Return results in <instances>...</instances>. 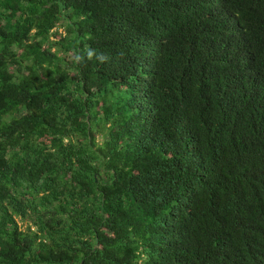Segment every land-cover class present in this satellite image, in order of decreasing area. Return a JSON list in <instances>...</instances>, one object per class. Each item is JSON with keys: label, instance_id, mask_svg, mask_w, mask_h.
<instances>
[{"label": "trees", "instance_id": "trees-1", "mask_svg": "<svg viewBox=\"0 0 264 264\" xmlns=\"http://www.w3.org/2000/svg\"><path fill=\"white\" fill-rule=\"evenodd\" d=\"M0 264H264V0H0Z\"/></svg>", "mask_w": 264, "mask_h": 264}, {"label": "rangeland", "instance_id": "rangeland-1", "mask_svg": "<svg viewBox=\"0 0 264 264\" xmlns=\"http://www.w3.org/2000/svg\"><path fill=\"white\" fill-rule=\"evenodd\" d=\"M59 30H60L61 32H64V26H61V27L59 28ZM96 135H97V137H98L99 140H102L103 136H102L100 133H96Z\"/></svg>", "mask_w": 264, "mask_h": 264}]
</instances>
